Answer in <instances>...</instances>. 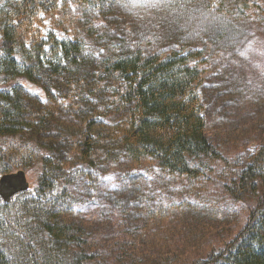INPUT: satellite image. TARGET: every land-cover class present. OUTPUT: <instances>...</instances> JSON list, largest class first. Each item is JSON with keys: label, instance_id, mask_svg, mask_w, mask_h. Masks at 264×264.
<instances>
[{"label": "trees", "instance_id": "16d2710c", "mask_svg": "<svg viewBox=\"0 0 264 264\" xmlns=\"http://www.w3.org/2000/svg\"><path fill=\"white\" fill-rule=\"evenodd\" d=\"M250 5L254 1L234 0V13ZM117 7L116 0H0V176L37 167L30 189L8 203L0 197V264L99 259L94 245L85 249L90 222L77 218L79 200L69 187L80 176L95 194L93 171L102 161L130 170L153 163L159 176L154 187L137 174L129 177L112 199L125 238L117 234L101 259L264 264V137L238 177L224 185L226 199L248 209L238 231L229 223L234 210L200 198L198 191L194 200H162L163 194L179 195L171 179L191 188L201 180L196 159L220 158L206 132L199 86L221 45L181 43L162 52L131 22L121 23ZM211 19L216 32L230 28ZM46 21L70 37L45 32ZM261 126L264 133V120ZM156 223L154 241L149 232Z\"/></svg>", "mask_w": 264, "mask_h": 264}, {"label": "rangeland", "instance_id": "374dc122", "mask_svg": "<svg viewBox=\"0 0 264 264\" xmlns=\"http://www.w3.org/2000/svg\"><path fill=\"white\" fill-rule=\"evenodd\" d=\"M249 1H254L255 5H250L244 13L237 9L234 13V0H116L120 7L114 11V14L122 17L121 23L131 22L137 35H149L154 40L153 46L162 52L172 46L178 47L181 43L185 47L201 48L210 47L213 41L221 45L222 53H211L209 62L205 64L206 70L199 86L205 106L206 132L216 145L220 158L196 159L202 178L193 187L194 190L182 179H171L173 190L178 191L179 195L171 198L163 194L162 200L167 202L183 197L194 200V191H198L200 198L234 210L229 223L232 222V228L237 225L236 231L244 224L248 209L240 202L226 199L224 185L238 177L248 156L264 137L261 132V122L264 120V0ZM218 15H221V19H218ZM211 17L217 18V23L224 22L230 27L218 30V39L215 36L218 31H214L215 24ZM50 24V21L45 22V32L54 30L58 38L70 37ZM36 169V166L23 169L30 188L36 179ZM129 173L132 174L129 176ZM136 174L142 183L150 187H154V180L159 176L153 163L130 170L121 163L111 165L102 161L93 171L98 188L95 194L80 176H76L69 187L79 200L74 211L77 218L90 222L88 226L92 235L86 237L85 249L88 253L90 246L94 245L91 252L96 251L98 254L100 251L99 259L93 258L90 264H96L97 260L99 262L103 255L107 257L106 253L102 254L104 246L109 242L112 244L113 238L125 230L123 225L118 226L123 220L112 199L126 186L129 177H135ZM180 185L184 187L182 191L179 190ZM133 226L138 227L135 222ZM158 228V223L150 228L152 232H149V236L154 241L159 238ZM122 236L125 238L124 233ZM143 236L142 231L137 240ZM101 260L102 264H109L106 258Z\"/></svg>", "mask_w": 264, "mask_h": 264}, {"label": "water", "instance_id": "95a60500", "mask_svg": "<svg viewBox=\"0 0 264 264\" xmlns=\"http://www.w3.org/2000/svg\"><path fill=\"white\" fill-rule=\"evenodd\" d=\"M29 188L30 184L23 169L0 176V195L5 202L13 194L26 191Z\"/></svg>", "mask_w": 264, "mask_h": 264}, {"label": "bare ground", "instance_id": "6f19581e", "mask_svg": "<svg viewBox=\"0 0 264 264\" xmlns=\"http://www.w3.org/2000/svg\"><path fill=\"white\" fill-rule=\"evenodd\" d=\"M23 192H24V191H23ZM19 193H20V192H19ZM16 194H17V193H16ZM13 195H15V194H13ZM13 195H12V196H13ZM12 196H10V198H11ZM0 197H1V195H0ZM1 198H2V197H1ZM10 198H9V200H10ZM2 200H3V199H2ZM9 200H8L7 202H5L4 200H3V201H4L5 203H8Z\"/></svg>", "mask_w": 264, "mask_h": 264}, {"label": "snow or ice", "instance_id": "6c2138e0", "mask_svg": "<svg viewBox=\"0 0 264 264\" xmlns=\"http://www.w3.org/2000/svg\"><path fill=\"white\" fill-rule=\"evenodd\" d=\"M42 15V14H41Z\"/></svg>", "mask_w": 264, "mask_h": 264}]
</instances>
